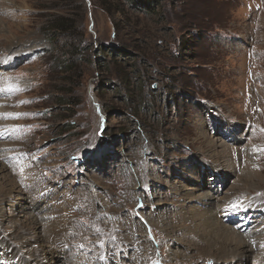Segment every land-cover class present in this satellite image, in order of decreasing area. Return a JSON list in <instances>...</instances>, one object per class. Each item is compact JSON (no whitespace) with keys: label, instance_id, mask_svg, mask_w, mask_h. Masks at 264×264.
Segmentation results:
<instances>
[{"label":"rangeland","instance_id":"obj_1","mask_svg":"<svg viewBox=\"0 0 264 264\" xmlns=\"http://www.w3.org/2000/svg\"><path fill=\"white\" fill-rule=\"evenodd\" d=\"M0 134V169L28 180L9 187L15 206L0 197V228L13 235L10 219L20 217L35 235L14 233L20 251L32 253L39 237L40 258L53 264L131 263L122 225L154 216L152 196L173 226L168 235L157 223L146 228L163 264L263 263L264 0H156L149 9L131 0H0ZM208 169L229 174L220 181ZM211 218L250 236L253 253L247 241L241 249L205 239ZM53 221L71 222L45 237ZM239 248V258L218 259Z\"/></svg>","mask_w":264,"mask_h":264},{"label":"bare ground","instance_id":"obj_2","mask_svg":"<svg viewBox=\"0 0 264 264\" xmlns=\"http://www.w3.org/2000/svg\"><path fill=\"white\" fill-rule=\"evenodd\" d=\"M92 98H93V100H94V97L92 96ZM103 120V119H102ZM103 121H102V123H101V125L103 126ZM235 153V152H234ZM205 162L206 161H201L200 162V166L201 167H205ZM14 166H16V165H14ZM201 170H204V169H201ZM208 170H211L210 172L212 173V172H216V175H219L220 177H221V179H220V181L222 180H224V178H225V176L227 175V173L229 174V172H227L226 171V169H208ZM12 171H14V172H16L17 170H16V168L15 169H12ZM21 171H23V169L21 170ZM241 171H242V169H241ZM247 172V171H246ZM245 172H243V174H244ZM249 174V173H248ZM11 175L12 174H10V176L8 177V178H6V174H5V172L3 171V169H0V179H2V178H4V180H3V183H6L7 182V179H8V183L10 182V184L9 185H6V186H1L0 185V197H2V196H6L5 198H3L4 200H6V202L7 201H9V203L11 204V205H14V202H12L11 200H10V198H9V196H11V195H8V197H7V194L9 193V191H8V189H9V187H14V188H16V187H20L19 186V184H18V182H17V176L20 178L19 179V181H21L22 180V182L24 181V182H28V180L27 179H25L26 177H27V175H21V174H19V175H16V178L14 179V178H12L11 177ZM242 176V175H241ZM32 179V178H31ZM138 179V178H137ZM240 179V178H239ZM17 182V183H16ZM18 184V185H17ZM21 184V183H20ZM33 184V183H32ZM31 184V185H32ZM136 184H137V182H136ZM248 184V183H247ZM27 186V185H26ZM34 186V185H33ZM249 186V185H248ZM136 187V186H135ZM21 188V187H20ZM19 188V190H20V192H22V193H27V194H32V192H33V190H34V187H32L33 189H30L29 191L28 190H26L25 192L23 191V189H20ZM30 188V187H29ZM36 188V187H35ZM11 189V188H10ZM28 189V188H27ZM216 190H218V189H216ZM217 192V191H216ZM190 193V192H189ZM191 193H192V191H191ZM2 194V195H1ZM13 194V193H12ZM217 194V193H216ZM193 195V194H192ZM203 195V194H202ZM213 195H215V193H212V192H209L208 190H207V192H206V195H204V196H201V197H204L203 199H204V203H203V205H210L209 203H207V202H211V197L213 196ZM247 195H248V193H247ZM20 195H19V193L17 194V196L16 197H19ZM32 196V195H31ZM214 197V196H213ZM7 198H9V199H7ZM149 198V201H150V203L154 206L155 205V208L154 209H156V210H154V216H152V214H150V213H152V212H148V211H146V212H143V217L140 215V222L137 220H135L134 221V219L133 218H129V219H126V222H125V225L123 224H121L122 226H123V229H122V231H123V233H122V235L120 236V238H118V241L119 242H123L124 243V245H123V251L125 252V254L132 260L131 261V263H128V264H152V262L153 261H155V260H159V264H163V254H162V252H161V249H160V246L157 244V245H154L150 240H149V238H148V236H147V234H145V232H146V228H147V226H149V223H157V224H159L160 226H161V230H163V233H165L166 235H168V233H169V231L171 230V228L173 227H170L169 226V223H168V220H167V217H165V215H162L161 213H157V211H158V209L159 208H157V204L154 202V197H152L151 196V198L150 197H148ZM217 198V197H216ZM3 199H1V200H3ZM21 199V198H20ZM250 199V202H257L255 199H252V198H249ZM39 201V200H38ZM146 201V200H145ZM196 201V200H195ZM2 202V201H1ZM206 202V203H205ZM216 202L220 205L221 204V206H222V204H223V201H220V199L218 198V199H216ZM35 204V202L34 201H32V204ZM229 204V203H228ZM23 205V204H22ZM15 206V205H14ZM17 206V205H16ZM31 206V205H30ZM33 206V205H32ZM216 205L215 204H213L212 205V207L211 208H213L214 209V207H215ZM251 206H253V205H251ZM202 207V206H201ZM217 207V206H216ZM249 207V206H248ZM222 209H224L223 208V206L221 207ZM28 209V208H27ZM199 209V208H198ZM202 209H204L203 207H202ZM222 209H220L221 211H222ZM23 210V209H22ZM26 210V209H25ZM29 210V209H28ZM39 210V209H38ZM197 210V209H196ZM195 209H194V213L193 214H196V215H198V214H200L198 211H196ZM24 211V210H23ZM159 211H160V209H159ZM191 211V210H190ZM208 211H210L211 212V210L210 209H208ZM207 211V212H208ZM17 212H20L19 210L17 211ZM23 213V212H22ZM223 213V212H222ZM141 214V213H140ZM164 214V213H163ZM204 214V213H203ZM202 214V215H203ZM207 214H209V212L207 213ZM19 215V214H18ZM191 216H193L192 214H190ZM189 215V216H190ZM214 215H217L218 216V214L217 213H215ZM204 216V215H203ZM208 217V216H207ZM213 217V216H212ZM24 218V217H23ZM204 218V217H203ZM33 218H31V219H29L30 221L32 220ZM22 219L19 217H13L12 216V218L10 219V223H11V226L13 225L14 226V230H13V235H9L8 233H7V231H5V229L3 228H0V248L1 249H3V253L2 254H0V262H2V263H0V264H53V262L52 261H49V260H44V259H42V258H40V256H42L41 254H42V248H43V245H44V242L43 241H40L41 239H39V237H37V243H34V244H36V247L35 248H33V251H32V253H29V251L28 252H26L25 250L24 251H20V250H18L17 249V247L16 246H14L13 245V242H17V237H16V235L14 234L15 232L17 233V231L20 229L21 230V233H22V235L20 236V239L22 238V239H24V232H26V233H28V234H30L32 237H35V235L33 234V232L31 231V229L28 227V226H26L24 223H23V221H21ZM33 220H35V219H33ZM62 220V219H61ZM60 220V221H61ZM205 220V219H204ZM21 221V223H19L20 224V226H18L17 227V225H18V222H20ZM26 221V220H25ZM32 222V221H31ZM71 221H69V222H67V223H63V221L61 222V223H59V222H51V223H49V224H46L47 226H46V230H44V236L45 237H48L51 233H56L57 234V232L59 233L60 232V234H65L66 232H65V228L64 229H60V230H58V228H60V226H66L67 224H69ZM178 222V221H177ZM33 223H35V221L33 222ZM141 223V224H140ZM218 222H217V220L216 219H214V218H211L210 219V221L207 219V221H206V223H204V224H202V226L203 227H208L209 229V233H208V235L206 236V238L205 239H207V237H209L211 234H212V236H213V234H215L216 235V237L217 238H222L223 239V241H228V240H230V242L232 241V242H234V243H237L236 245H240L241 246V249H245V243H246V241L248 240V239H251L250 238V236H243V238L240 236V235H238V234H236V233H234V232H232L231 231V229H229V228H227V227H224V226H219L218 224H217ZM22 224V225H21ZM36 224H37V222H36ZM42 224H40V226H41ZM70 225V224H69ZM56 226V227H55ZM136 226V227H135ZM242 226H244V225H242ZM42 228V227H41ZM248 229V228H247ZM246 229V230H247ZM3 230V231H2ZM69 230V229H68ZM202 230V229H201ZM204 231V230H203ZM206 231H207V229H206ZM172 232H173V230H172ZM24 233V234H23ZM139 234L138 235V237L136 238L135 237V235L136 234ZM171 233V232H170ZM169 233V234H170ZM205 234V233H204ZM245 234V233H244ZM118 235V234H117ZM29 236V235H28ZM56 236V235H55ZM55 236H54V238H55ZM57 236H58V234H57ZM63 236V235H62ZM211 236V237H212ZM10 237V238H9ZM51 238V237H50ZM61 238H63V237H61ZM68 238H69V236H68ZM35 239V238H34ZM56 239V238H55ZM213 239V238H212ZM212 239L211 238H209L208 239V244H209V242H211L212 241ZM257 239V238H256ZM255 239V240H256ZM67 240V239H66ZM35 241V240H34ZM48 241H50V239H48ZM25 243L27 242H29V238H28V241H27V238L25 237V241H24ZM64 242V241H63ZM169 242V241H168ZM29 243H31V242H29ZM117 243V242H116ZM207 243V242H206ZM255 243V242H254ZM32 244H33V242H32ZM111 244L112 243H108V245H109V249H110V247H112L111 246ZM24 245V244H23ZM64 244H62V246H63ZM117 245V244H116ZM115 245V246H116ZM166 245V244H165ZM247 245H249V247L248 246H246V247H248L247 249H246V253L248 254V257H249V255H250V253L252 254L253 253V250H252V248H251V246H250V243H248V241H247ZM26 246V245H25ZM208 247H209V245H207ZM261 246V245H260ZM51 247V246H50ZM167 247H172V245L171 244H169V245H167ZM253 247V246H252ZM255 247V246H254ZM23 248H24V246H23ZM186 248V247H185ZM220 248V247H219ZM232 248V247H231ZM230 248V249H231ZM180 249V248H179ZM179 249H170V248H168V254L170 255V256H180V255H182V254H184L183 253V250L181 251V250H179ZM31 250H32V248H31ZM44 250V249H43ZM197 250H198V256H202L201 255V253L199 252L200 251V249L199 248H197ZM219 250V249H218ZM262 250H263V248H262ZM46 251V250H45ZM127 251H131V253H130V255L128 254V252ZM166 251V250H165ZM214 251V250H213ZM225 251V250H224ZM259 251V250H258ZM110 251H108V255L111 257V259H113L112 258V256L113 255H111V253H109ZM157 252L159 253V256H157ZM226 252V251H225ZM263 252H264V250H263ZM66 253V252H65ZM187 253V252H186ZM203 253H204V251H203ZM207 253V252H206ZM222 253V252H221ZM230 253V252H229ZM262 253V252H261ZM45 254V253H44ZM52 254V253H51ZM100 257H101V253L100 252H98L97 253ZM212 254V253H211ZM243 254H245L244 252L242 253H240V248H239V251L237 252V251H235V252H232V253H230V254H226V255H224V256H218L217 258L219 259V260H221V259H223V261H225V260H227L226 258H228L229 260H230V262H231V260H233L234 258H239L240 256H242ZM263 254V253H262ZM54 255V254H53ZM217 255V254H216ZM65 256V255H64ZM120 256V255H119ZM204 256V255H203ZM212 256H215V255H212ZM227 256V257H226ZM263 256V255H262ZM61 257V256H60ZM258 257V259L260 258V256H257ZM59 258V257H58ZM90 258V257H89ZM264 258V257H263ZM263 258H261V259H263ZM49 259L51 260L52 258H51V256L49 257ZM124 259H126V258H124ZM257 258H256V260H258ZM260 259V260H261ZM67 260V259H66ZM89 260V259H88ZM264 260V259H263ZM80 261V260H79ZM91 261V260H90ZM128 261V260H127ZM214 261V260H213ZM237 260H235V262H236ZM238 261H240L242 264H245L246 263V261H247V259L246 258H244V257H241ZM109 262H112L111 260L109 261ZM120 262H121V260H120ZM256 262V261H255ZM255 262H253V263H255ZM261 262V261H260ZM67 263V262H66ZM114 263V262H113ZM113 263H111V264H113ZM262 263V262H261ZM260 263V264H261ZM264 263V262H263ZM262 263V264H263ZM71 264V263H70ZM85 264V263H84ZM100 264H107V261L106 262H104V261H101L100 262ZM118 264H119V260H118ZM126 264V263H125ZM212 264H214V262H212ZM256 264H257V262H256Z\"/></svg>","mask_w":264,"mask_h":264},{"label":"trees","instance_id":"obj_3","mask_svg":"<svg viewBox=\"0 0 264 264\" xmlns=\"http://www.w3.org/2000/svg\"><path fill=\"white\" fill-rule=\"evenodd\" d=\"M134 4L147 7V9L151 8L152 3L156 2V0H131ZM59 24L57 25L60 30L66 29V21L65 19L58 20ZM60 25V26H59ZM64 26V27H63ZM99 49V48H98Z\"/></svg>","mask_w":264,"mask_h":264},{"label":"snow or ice","instance_id":"obj_4","mask_svg":"<svg viewBox=\"0 0 264 264\" xmlns=\"http://www.w3.org/2000/svg\"><path fill=\"white\" fill-rule=\"evenodd\" d=\"M8 90H9V91H13L12 88H9ZM8 115L11 116L12 114H8ZM13 118H16V117H13ZM0 135H2V134H0ZM149 232H150V229H149ZM149 238L151 239V236H149ZM100 245H101V246H104V242L101 241V242H100ZM80 247H83V245H81ZM157 256H159V253H158V252H157ZM152 264H159V260L157 259V260L153 261Z\"/></svg>","mask_w":264,"mask_h":264},{"label":"water","instance_id":"obj_5","mask_svg":"<svg viewBox=\"0 0 264 264\" xmlns=\"http://www.w3.org/2000/svg\"><path fill=\"white\" fill-rule=\"evenodd\" d=\"M97 108H98V105H97Z\"/></svg>","mask_w":264,"mask_h":264}]
</instances>
